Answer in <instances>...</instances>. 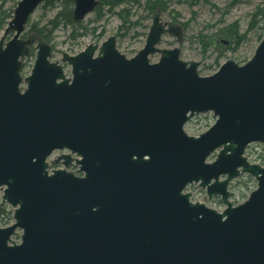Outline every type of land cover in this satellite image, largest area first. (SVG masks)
Wrapping results in <instances>:
<instances>
[{
	"label": "water",
	"instance_id": "obj_1",
	"mask_svg": "<svg viewBox=\"0 0 264 264\" xmlns=\"http://www.w3.org/2000/svg\"><path fill=\"white\" fill-rule=\"evenodd\" d=\"M43 1L19 0L0 36V208H12L0 264H264V166L245 155L264 146V35L243 64L201 75L200 60L158 46L173 28L156 13L131 57L114 35L60 60L38 41L22 76ZM73 4L82 21L98 0ZM207 112L205 131L184 130ZM244 174L256 186L234 204ZM192 184L224 208L192 200Z\"/></svg>",
	"mask_w": 264,
	"mask_h": 264
},
{
	"label": "rangeland",
	"instance_id": "obj_2",
	"mask_svg": "<svg viewBox=\"0 0 264 264\" xmlns=\"http://www.w3.org/2000/svg\"><path fill=\"white\" fill-rule=\"evenodd\" d=\"M230 0H210L211 3L215 5V7H211L208 4L198 3L193 7H189L186 3H172L168 9L177 12L179 15L175 13H169L168 11L161 12V19L163 22L168 23L173 28L172 33L164 34L162 36L161 42L158 44L160 47H174L177 46L180 48V57L183 60H200L201 64L198 67V71L202 75H210L217 70V66L214 63V54L208 50L206 54H202V46L194 39V35L197 31L206 28L207 25L215 24L217 26V21L221 18V8L225 7ZM264 4V0H241L238 3H235L232 7L229 8L228 13L224 17L225 24L232 22L234 20H238L240 25V31L243 32L249 22L250 13L256 7V5ZM194 11V12H193ZM39 9L37 8L33 14L30 16V20H36ZM92 13L86 15V17L82 20L83 23H87L89 28L96 27L97 31H100L102 28L105 29V34L103 37L96 41L95 36H91L90 34L82 37L73 50H69V39L67 38V31L58 30L54 32L53 39V47H51V59L52 60H60L61 54L63 52L74 53L78 50L82 49L88 43H99L106 37L110 35H116L119 27V21L116 18H109L108 21H100V22H92L89 23V20L92 18ZM29 20V19H28ZM152 17L146 20V24L150 25ZM28 22V21H27ZM184 22L187 23V27H184ZM27 25V24H26ZM221 25V23H219ZM218 25V26H219ZM94 27V28H95ZM148 27L146 29H140L142 31V35L134 37V30H130L123 38L117 37V47L118 49L126 54L128 57L134 55L144 44L146 33L148 31ZM214 30V28L212 29ZM26 31V27H25ZM24 31V32H25ZM23 32V34H24ZM95 32V33H96ZM144 32V33H143ZM3 31L0 32V36ZM23 39H30L33 44L30 47L35 46V44L39 41L36 37L33 40L31 38L32 34H27L23 36ZM11 34L5 36V40L10 37ZM133 36V37H132ZM116 37V36H115ZM49 44V43H48ZM255 42L253 40H249L241 44L235 51L227 50L225 56L220 59V63L225 61L226 59H233L237 63H242L244 59H249L253 54V46ZM50 45V44H49ZM51 46V45H50ZM28 49V52L30 50ZM53 48V50H52ZM35 54V49H34ZM26 55L22 59V70L21 74L26 76L32 67L33 60L32 58H27ZM151 61H156L158 59V54H154L150 56ZM25 64V65H24ZM65 72H69V66L65 67ZM215 120V117L211 112H207L196 117L190 119L185 125L184 130L190 135H197L203 131H205ZM246 155L248 159L252 162H257L264 165V146L259 143H252L247 147ZM57 155H54L52 158H55ZM73 170V169H71ZM74 171V170H73ZM250 178V181H248ZM247 183V188H241L244 186V183ZM256 186V182L254 178L248 176L246 174L241 177L232 180L229 185L230 191V200L234 203L242 202L248 195V193L254 189ZM187 192H190L191 199L197 200L200 202H204L207 206L217 209L221 211L224 205L219 202V197L214 196L210 199L207 198L205 192L200 189L197 185H190L186 188ZM1 226V225H0ZM17 239V238H16Z\"/></svg>",
	"mask_w": 264,
	"mask_h": 264
},
{
	"label": "trees",
	"instance_id": "obj_3",
	"mask_svg": "<svg viewBox=\"0 0 264 264\" xmlns=\"http://www.w3.org/2000/svg\"><path fill=\"white\" fill-rule=\"evenodd\" d=\"M18 1L0 0V32L3 31L7 22L12 17ZM239 1L241 0H230L225 7L219 10L221 18L217 21V26L215 24L207 25L206 28L197 31L193 36L195 41L201 44L202 54L205 55L210 50L215 55L214 63L217 67L220 65V59L225 56L227 50L235 51L241 44L249 40L255 42L253 46L254 50L264 35V4L256 5L251 11L248 25L243 32L240 31L238 20L227 24L223 23V19L228 13L229 8ZM172 3H186L189 7H193L198 3H204L208 4L210 8L215 7L210 0H98L89 23L100 22L102 20L106 22L109 18L113 17L119 21L118 31L115 35L116 40L117 37L123 38L130 30H134L135 37L142 35V31L148 27L145 21L156 13L160 17L161 12L165 11H168L170 14L173 12L179 15L177 12L168 9ZM73 6V0L43 1L37 7L40 11L37 19L30 20L29 18L23 36L33 33L34 35L31 36L33 40L36 37L39 41L49 43L53 47L54 32L58 30L67 31L69 50H73L78 45V41L88 34L95 36L96 41H99L105 34V29L102 28L96 32L97 28L95 26V28H89L87 23L76 21L73 18ZM187 23L184 22V27H187ZM213 28L214 30H212ZM27 55V58L34 60L33 47H30ZM247 59H244L242 63ZM248 181H250V178ZM246 186L247 183L245 182L241 188H247ZM10 221L11 210L9 208L1 209L0 225H7Z\"/></svg>",
	"mask_w": 264,
	"mask_h": 264
},
{
	"label": "flooded vegetation",
	"instance_id": "obj_4",
	"mask_svg": "<svg viewBox=\"0 0 264 264\" xmlns=\"http://www.w3.org/2000/svg\"><path fill=\"white\" fill-rule=\"evenodd\" d=\"M171 33H172V32H171ZM80 50H81V49H80ZM78 51H79V50H78ZM78 51H77V52H78ZM77 52H74V53H72V54H75V53H77ZM66 66H69V65L65 64V67H66ZM64 72H65V68H64ZM65 74H66V76H70V66H69V72H68V73L65 72ZM71 168H72V169H75L76 167H75L74 165H72ZM3 208L8 209L9 207L6 206V205H4V206H2V207L0 208V210L3 209Z\"/></svg>",
	"mask_w": 264,
	"mask_h": 264
}]
</instances>
